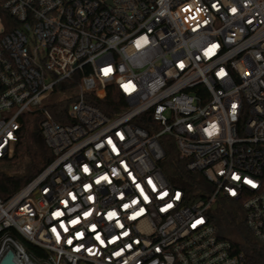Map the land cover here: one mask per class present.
<instances>
[{"label": "built area", "instance_id": "obj_1", "mask_svg": "<svg viewBox=\"0 0 264 264\" xmlns=\"http://www.w3.org/2000/svg\"><path fill=\"white\" fill-rule=\"evenodd\" d=\"M33 113L53 158L0 197V262L249 264L223 200L264 248V0H0V160Z\"/></svg>", "mask_w": 264, "mask_h": 264}, {"label": "trees", "instance_id": "obj_2", "mask_svg": "<svg viewBox=\"0 0 264 264\" xmlns=\"http://www.w3.org/2000/svg\"><path fill=\"white\" fill-rule=\"evenodd\" d=\"M2 18L5 23L4 32H9L12 30V27L18 25L16 20L11 18L5 11H2ZM87 98L90 103L96 105L108 114L115 111L114 108L102 100ZM68 103L69 101L65 100L50 106L54 119L64 125L72 122L67 114L69 109ZM40 119L41 115L39 113L25 115L21 118L22 127L18 132V141L15 146L13 158L0 160V197L3 199H7L15 194L19 188L39 174L53 158L50 149L47 147L41 135ZM30 125H33L36 130H32L31 132ZM161 143L164 152H166V158L161 162L162 170H164L166 176L173 182H176L174 178L190 181L191 184L188 182L189 184L186 188L194 192L199 175L184 169V161L179 159V152H177L175 143L171 137H164ZM16 158H25L23 160L25 164L20 166L22 173H10L5 168L10 166ZM195 198H198V196ZM227 219L221 226L215 222L217 235L221 238L232 239L235 250L245 253L249 264H264V248L250 236L249 231L241 219V213L237 209L229 211ZM29 248L40 255L44 254L43 250L36 245L34 246L29 243Z\"/></svg>", "mask_w": 264, "mask_h": 264}, {"label": "rangeland", "instance_id": "obj_3", "mask_svg": "<svg viewBox=\"0 0 264 264\" xmlns=\"http://www.w3.org/2000/svg\"><path fill=\"white\" fill-rule=\"evenodd\" d=\"M32 130H36L33 125L30 127L31 132ZM23 160H25V158H16L14 161H12L10 166L5 167L6 170L10 173H22L20 166L25 164V161ZM232 210H235V208L233 207L231 202L223 200L219 208L212 211L214 223L216 222V224H219L221 226L225 221L228 220V212Z\"/></svg>", "mask_w": 264, "mask_h": 264}, {"label": "water", "instance_id": "obj_4", "mask_svg": "<svg viewBox=\"0 0 264 264\" xmlns=\"http://www.w3.org/2000/svg\"><path fill=\"white\" fill-rule=\"evenodd\" d=\"M217 204H215L214 206H213V208L214 209H216L217 208ZM0 264H14V263H12V262H10V261H8V260H6V259H4V260H2L1 262H0Z\"/></svg>", "mask_w": 264, "mask_h": 264}, {"label": "bare ground", "instance_id": "obj_5", "mask_svg": "<svg viewBox=\"0 0 264 264\" xmlns=\"http://www.w3.org/2000/svg\"><path fill=\"white\" fill-rule=\"evenodd\" d=\"M100 93H104V92H100Z\"/></svg>", "mask_w": 264, "mask_h": 264}]
</instances>
